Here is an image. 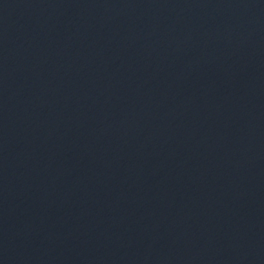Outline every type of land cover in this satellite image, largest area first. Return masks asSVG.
<instances>
[{
    "label": "water",
    "instance_id": "1",
    "mask_svg": "<svg viewBox=\"0 0 264 264\" xmlns=\"http://www.w3.org/2000/svg\"><path fill=\"white\" fill-rule=\"evenodd\" d=\"M0 264H264V0H0Z\"/></svg>",
    "mask_w": 264,
    "mask_h": 264
}]
</instances>
